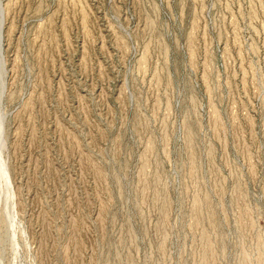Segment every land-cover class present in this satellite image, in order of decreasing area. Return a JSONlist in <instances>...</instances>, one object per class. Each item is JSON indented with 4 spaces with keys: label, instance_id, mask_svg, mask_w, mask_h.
<instances>
[{
    "label": "rangeland",
    "instance_id": "rangeland-1",
    "mask_svg": "<svg viewBox=\"0 0 264 264\" xmlns=\"http://www.w3.org/2000/svg\"><path fill=\"white\" fill-rule=\"evenodd\" d=\"M0 4V264H264V0Z\"/></svg>",
    "mask_w": 264,
    "mask_h": 264
},
{
    "label": "bare ground",
    "instance_id": "bare-ground-1",
    "mask_svg": "<svg viewBox=\"0 0 264 264\" xmlns=\"http://www.w3.org/2000/svg\"><path fill=\"white\" fill-rule=\"evenodd\" d=\"M2 29H3V9H2V6L0 4V44L2 43L1 40H2ZM1 139H0V149H1ZM0 173H1V176L2 178L4 179L3 182L7 183L8 185V178H7V174H6V171H5V167H4V164L2 162V159L0 158Z\"/></svg>",
    "mask_w": 264,
    "mask_h": 264
}]
</instances>
